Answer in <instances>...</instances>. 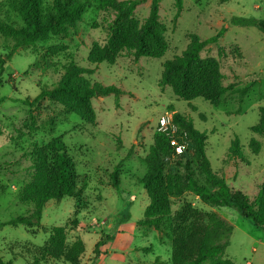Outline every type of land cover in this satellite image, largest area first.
<instances>
[{
  "label": "rangeland",
  "instance_id": "1",
  "mask_svg": "<svg viewBox=\"0 0 264 264\" xmlns=\"http://www.w3.org/2000/svg\"><path fill=\"white\" fill-rule=\"evenodd\" d=\"M0 1V19L15 28L23 26L8 0ZM54 1L43 0V7ZM82 1L86 11L68 35H51L16 50L12 41L0 35V58L5 62L0 70V224L30 214L32 205L20 202L18 194L36 173L31 158L36 146L61 138L85 185L79 197L49 201L41 225L32 231L35 234L23 225L4 226L0 257L12 264H28L27 257L32 262L40 255L49 231L64 227L68 245L78 238L86 245L80 264H161L158 260L171 264L169 234L187 224L194 210L216 211L234 226L227 248L229 258L237 264H264V230L236 208L213 207L192 192L171 200V215L162 230L141 223L150 204L142 184L148 172L145 158L157 134L168 137L159 131L162 116L181 114L207 135L205 154L212 171L232 192L246 195L250 201L259 194L264 184V135L254 134L252 128L264 108V33L256 27L233 25L232 19L264 20V0H182L179 17L175 0H157L160 22L166 29L165 55L135 60L123 52L114 63H92L89 58L94 46H106L116 12L103 9L100 0ZM152 2L141 3L133 12L140 25L149 16ZM192 34L203 40L219 35L217 42L201 53L220 62L228 92L219 105L202 98L187 102L176 97L170 86L159 85L164 63L186 50ZM45 56L50 61L42 68ZM71 62L89 70L84 78L91 84L116 86L121 91L118 96L91 99L94 121L67 113L50 98L33 107L25 103L34 101L42 89L56 85L64 66ZM235 140L242 147V157L230 153ZM256 143L261 146L258 152ZM188 157L183 158L184 163ZM194 174L202 183L204 178L195 167ZM110 237L112 240L100 247L101 257L95 259L96 244ZM39 264L68 263L46 259Z\"/></svg>",
  "mask_w": 264,
  "mask_h": 264
},
{
  "label": "trees",
  "instance_id": "2",
  "mask_svg": "<svg viewBox=\"0 0 264 264\" xmlns=\"http://www.w3.org/2000/svg\"><path fill=\"white\" fill-rule=\"evenodd\" d=\"M147 0H100L103 9L116 12V21L109 28L106 46H94L90 53L92 63H114L123 53H130L135 60L142 57L161 58L168 50L165 40V26L160 22L159 6L153 0L149 16L139 24L132 16L136 7ZM176 17L182 11V0H175ZM8 5L17 12L24 25L18 28L0 19V35L14 43L13 50L28 48L38 42L48 40L51 35H68L70 28L82 18L86 11V2L82 0H55L51 6L43 7V0H8ZM3 2L0 1V11ZM233 25L256 27L264 33V20L255 18H234ZM219 35L203 40L192 34L186 50L179 56L164 63L160 87L170 86L176 97L190 102L196 98L219 105L228 88L224 85V75L220 62L214 57H202L203 49L216 43ZM50 57L45 56L41 64L46 68ZM4 60L0 58V70ZM89 70L71 62L64 66V74L52 88H44L34 101L25 103L29 107L45 98L60 103L67 113L79 114L85 121L95 119L91 99L98 96L121 94L116 86L91 84L84 74ZM247 93V91L245 92ZM1 102V101H0ZM242 104V100L240 101ZM178 125V135L184 136L188 147L180 155H175L167 136L157 134L150 153L145 158L148 167L142 184L150 199L142 225L162 230L167 218L171 215V200L179 198L185 192H192L205 204L213 207H233L255 226L264 230V184L257 197L250 199L241 193L232 192L226 181L212 171L209 159L205 154L207 135L195 129L192 121L181 114L174 115ZM254 134L264 135V108L260 120L252 128ZM255 141V140H254ZM255 144V152L260 150ZM242 147L235 140L230 148L234 156L242 157ZM189 156L186 162L183 158ZM36 173L31 182L20 188L18 199L32 205L29 216H18L9 223L0 224V230L6 226H25L30 232L41 225L45 205L51 201H60L66 197L76 198L82 195L84 184L77 172L76 165L68 154V148L61 138H55L47 145L36 146L31 154ZM194 167L202 174L204 180L195 178ZM180 168L184 171L181 172ZM118 187L116 174L113 175ZM129 217V215H127ZM190 221L181 224L169 234L172 241L171 264H237L227 255V248L234 231V226L222 218L218 212H190ZM40 255L28 264H39L42 260L63 261L68 264H80L86 245L78 238L67 244L64 227H53ZM35 234L36 232H32ZM99 241L94 249V258L102 254L100 247L111 241ZM159 263H163L158 260ZM0 264H12L0 257Z\"/></svg>",
  "mask_w": 264,
  "mask_h": 264
},
{
  "label": "built area",
  "instance_id": "3",
  "mask_svg": "<svg viewBox=\"0 0 264 264\" xmlns=\"http://www.w3.org/2000/svg\"><path fill=\"white\" fill-rule=\"evenodd\" d=\"M159 131L168 135L170 146L173 149L175 155L182 154L186 147L187 142L185 141L186 134L184 136H179V128L175 123L174 118L171 116H162L158 123Z\"/></svg>",
  "mask_w": 264,
  "mask_h": 264
},
{
  "label": "crops",
  "instance_id": "4",
  "mask_svg": "<svg viewBox=\"0 0 264 264\" xmlns=\"http://www.w3.org/2000/svg\"><path fill=\"white\" fill-rule=\"evenodd\" d=\"M102 255V254H101ZM101 255H100V257H101Z\"/></svg>",
  "mask_w": 264,
  "mask_h": 264
}]
</instances>
